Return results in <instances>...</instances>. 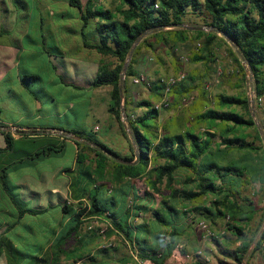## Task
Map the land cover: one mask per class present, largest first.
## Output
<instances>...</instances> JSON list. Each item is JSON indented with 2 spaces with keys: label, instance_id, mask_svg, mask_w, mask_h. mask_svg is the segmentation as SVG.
Returning <instances> with one entry per match:
<instances>
[{
  "label": "trees",
  "instance_id": "16d2710c",
  "mask_svg": "<svg viewBox=\"0 0 264 264\" xmlns=\"http://www.w3.org/2000/svg\"><path fill=\"white\" fill-rule=\"evenodd\" d=\"M68 3L81 13L84 47L104 57L92 86L112 88L108 111L122 133L132 136L138 153L133 149L131 155L123 156L102 143L95 133L68 132L77 138L74 140L75 166L63 171L70 177L72 202L67 200L60 206L63 221L59 229L49 231L40 243L43 237L31 225L24 224V220L42 217L48 209L30 207L22 196L23 187L12 181L11 174L29 166L30 162L60 153L65 140L46 145L35 154L24 152L16 156L12 132L1 129L6 147L0 148V228L5 227L0 234V257L5 255L7 264H77L82 260L89 264H109V248H99L96 255H91L90 244L98 238L93 227L86 235L82 234L86 224L100 218L108 223L106 232L100 231L104 239L117 235L132 246L133 254L144 264H164L175 251L178 253L182 234L178 227L180 220H190L189 216L195 214L214 225L229 218L227 234L220 236L215 232L219 238L212 237L221 253L232 261L224 259L219 264H250L247 258L260 250L264 229L253 247L255 240L247 235L245 226H249L255 213L239 202L240 192L232 183L245 175V170L236 165L234 150L257 149L254 142L242 138L246 134L239 132L255 127L261 136L249 98L219 93L213 101L201 89L199 100L192 108L194 112L187 120L177 118L160 126V112L150 100L136 104L131 101L128 82L139 76L134 65L143 49L156 51L159 45L173 53L193 34L201 48L192 55L191 62H214V47L222 42L228 46L244 79L246 72L252 75L256 96H264V0H159L158 8L157 0H121L117 11L93 0H87L86 4L83 0H68ZM189 15L202 23L186 28L189 24L185 18ZM109 57L115 62H107L105 58ZM126 64L128 69L124 75ZM27 78L41 80L39 75ZM151 84V91L160 96L165 88L164 80ZM194 88L186 78L172 87L170 93L175 94L178 105L184 94ZM236 107L245 113L237 112ZM135 108L144 111L137 114ZM17 132L21 134L20 140L36 141L31 136L37 133ZM217 136L220 141H216ZM86 149L93 151L95 158L91 159ZM131 179H145V184L158 194L162 192V185L169 192L162 198L160 207L142 203L134 206L136 218L146 213L151 215L150 221L129 222L130 208L124 218L116 211L120 204L118 195H127L124 188ZM139 193L135 198L138 201ZM205 197H214L209 206L197 204ZM193 222L194 217L190 220ZM20 227L26 232H19ZM71 240H76L81 247L68 249ZM236 243H240L239 247L231 248ZM47 244L50 245L48 252ZM195 257L191 264H209L201 255ZM128 259V263L137 264L133 255Z\"/></svg>",
  "mask_w": 264,
  "mask_h": 264
},
{
  "label": "rangeland",
  "instance_id": "374dc122",
  "mask_svg": "<svg viewBox=\"0 0 264 264\" xmlns=\"http://www.w3.org/2000/svg\"><path fill=\"white\" fill-rule=\"evenodd\" d=\"M93 2L102 4L113 11H117L121 5V0H93ZM83 3L86 4L87 0H83ZM61 13L65 15L63 19L60 18ZM75 13L79 12L76 8L69 6L68 0H0V45H17L20 42L21 47H19L16 71H9L7 81L0 84V108L3 110L1 121L10 126L7 127L8 131L15 135H19V133L15 129L11 130V126L12 123H19L17 127L42 128L45 133L38 134L47 137L54 136L58 140L62 138L66 141L60 153L36 160L30 167L11 174L13 182L27 184L32 189H34L33 185H36L35 192H44L46 205L51 203L48 193V190L51 189V176H58L57 181L59 182L64 181L65 178L60 172L64 169L73 168L75 163L76 148L70 142L73 138L68 132L77 130L92 132L94 126H99L100 130L96 131V137L109 148L123 155L124 149L131 145L129 137L132 136L130 134L125 136L121 129L119 131L118 122L108 112L110 87L95 88L91 85L79 88L70 84L68 76L61 74L62 78L59 74L58 70H60L65 58L67 60L77 58L78 53L74 49H78L79 40L82 41L79 34L80 26L77 25L75 17H70V15H76ZM53 21H58L56 27L52 25ZM185 22L189 24L186 28L197 27L202 23L199 18L192 15L187 16ZM24 23L27 25V30H25L27 35L23 34ZM69 23L70 26H68ZM205 29L209 31V28ZM194 38L191 34L190 39L178 46L173 53L158 45L156 51L143 49L137 57L134 70L139 76L145 75L150 82L154 83L159 79L166 80L171 76L185 75V80L187 78L191 87H195L191 92L184 94L178 105L175 103V94L169 93L167 95L170 105L158 110L160 112V126L166 123L170 124L177 118L187 120L194 112L192 108L195 102L199 100L201 89H205L209 94V99L213 101L219 93L249 98L248 79H244L243 72L231 57L228 46L219 42L214 47V62L205 63L202 61L196 64L191 62V57L194 53L199 52L198 49L201 48V44ZM69 40L76 43L70 42L71 45H69ZM88 53L91 52L88 50ZM92 54L97 55L94 56L96 60L100 58V55L95 54V52ZM105 60L111 63L115 62V59L110 57L105 58ZM16 73L18 76L15 75ZM248 73L246 72L247 75ZM33 74L39 75L41 80L27 78ZM128 84L131 101L135 104L141 100H150L155 108L165 98L164 90L160 91V96H156L151 91L152 89L146 85H136L133 78L129 79ZM235 109L239 113H245V110L240 107ZM143 111V108H135L137 114H141ZM258 129L261 132L260 138L255 127L244 128L239 132L240 135L242 133L248 135V137L244 135L242 138L246 137L248 141L254 142L257 149L252 147L236 148L233 152L236 165L245 170V175L243 178L234 179L232 183H235V187L240 192L239 202L248 209H253L255 213L249 226H245L247 235L255 240L253 247L264 229V141L262 140L264 129ZM216 141H220L219 136L216 137ZM47 144L46 138L35 142L17 140L14 155H20L21 151L24 150L34 152ZM0 146H5V139L2 135H0ZM86 154L91 159L96 156L93 151L88 149H86ZM131 154L132 152L129 151L125 155ZM69 181L63 186L66 190ZM145 181V179L139 181V187L141 191H144L142 195L145 196V192H150V195L145 196L146 199L147 197L152 198L149 205L154 208L160 207L162 198L167 196L169 192L162 185V192L158 194L149 188ZM34 191L27 193L30 196H35ZM118 198L120 199V206L123 207L126 203L125 196L118 195ZM131 199L134 200L135 197L129 198V201ZM213 199L214 197L208 200L202 199L197 204L203 205L207 202L209 206ZM67 200L72 202L70 196L65 198L64 203ZM37 202H40L39 199ZM146 202L148 203V199ZM30 206L34 205L30 204ZM192 215L189 216L190 220L193 219ZM48 219V221L51 220ZM143 219L150 221L151 215L147 214V216H143ZM196 220L198 218L194 217L195 222L192 225L194 229L196 228V233L201 234L202 242L192 240L193 248L190 249V252L196 255L198 250H202V257L211 264H219V261L224 259L232 262L221 253L220 247L214 240L207 237V233L197 226ZM141 221L139 219L137 223ZM203 221L213 232L219 234L222 231H225L226 234L228 232L226 226L229 218L223 221L219 220L216 225L208 220ZM91 226L98 234V238H95L90 244L91 255H96L99 248H104L110 243L113 246L106 248H109L113 254L118 253L120 255V253H124L123 251L129 252L128 245L121 238L114 237L109 240L103 238L100 231L108 226L107 221L100 218L92 219L90 223L84 226L82 234L86 235ZM43 241H45L44 237L41 238L40 243ZM70 245L71 247H79L76 240H71ZM239 245L240 243L233 244L231 248L235 249ZM194 250L196 251L194 252ZM251 259L252 257H249L247 261L250 263ZM188 261H192V259H188ZM259 261V264H262V259ZM181 263L183 264V261H180L179 264ZM82 264H89V261H83Z\"/></svg>",
  "mask_w": 264,
  "mask_h": 264
},
{
  "label": "crops",
  "instance_id": "0c3cea01",
  "mask_svg": "<svg viewBox=\"0 0 264 264\" xmlns=\"http://www.w3.org/2000/svg\"><path fill=\"white\" fill-rule=\"evenodd\" d=\"M64 17H65V15L61 13L60 18L63 19ZM70 17L71 18H74V17L76 18L77 25L80 26L79 34L81 35L82 27H83V24H82V21H81V13L79 12L76 15H70ZM57 23H58V21H53L52 25L54 27H56ZM70 25L71 24L69 23L68 26H70ZM26 27H27V25H26V23H24L23 27H22V30L24 31L23 32L24 35L28 34L27 31L25 32V30H27ZM0 37H1V34H0ZM81 39H82V35H81ZM70 42L76 43L75 41L69 40L68 41L69 45H71ZM79 42H80L79 48L78 49H74V51H76V53H78L77 54V58H72V60H67L65 58L62 61V64L60 66V70H58V71H59V74H60V76L62 78H63V76L61 74H65L66 77L68 76V78L70 79L69 80L70 84H73V85H75L76 87H79V88H83V87H88V86L92 85V83H93V81L95 79V76H96V74L98 72L100 63L103 60V57L100 54H98L96 51L89 50V49L85 48L84 45H83V39H82V41L79 40ZM19 43L17 45L16 44L15 45H6V46L0 45V84L7 81V78L9 76V71H13V70H15V68L18 67L19 52H20V48H21ZM88 50L91 53H88ZM93 52H95V54L100 55V58L98 60H96L94 58V56H97V55H93L92 54ZM15 75L18 76V73H16ZM33 75H35V74H33ZM111 90H112V88L108 91L109 95H110ZM110 100H111V95H110ZM108 109H109V107H108ZM2 112H3V110H2V108H0V130L1 129L8 130L7 127H10V126H7L4 122L1 121ZM12 124L13 125L11 126L12 127L11 130L15 129L16 131H23L24 133L25 132L26 133L31 132L32 134L33 133H37V134H34L33 136H31L32 139H36V141H38V140H41V139L44 140L46 138V140L48 141L47 145H52L55 142L57 144L62 142V138L60 140H58L57 137H47V136H43L41 134H38V133H42V132L45 133L44 129H42V128L30 127V126L17 127V124L19 125V123H12ZM2 127H4V128H2ZM97 127H99V126H94V129L92 131V133H95V135L97 134L96 131L100 130V127H99L98 130H96ZM118 130L120 131L119 124H118ZM12 134H13V136H14L16 141L20 140L21 134L15 135L13 132H12ZM0 135L3 136L1 131H0ZM76 139L77 138H73V140H70V142L76 148V155H77V145H76V143L74 141ZM129 139L131 140V145L124 149V154H123L124 156H126L125 154L126 153L128 154L129 151L132 152L133 149H135V151L137 150V147L135 146L132 137H129ZM65 142L66 141H64V144H65ZM5 147H6V142H5V146H0V148H5ZM41 149L42 148H38L34 152H29V151H25L24 150V151H21L20 155H23L24 152L25 153L27 152V153L35 154L36 152L40 151ZM0 156H1V154H0ZM34 163L35 162H30L29 166H27V167H30ZM74 166H75V163L73 165V168H74ZM27 167H24L22 169H25ZM18 171H16V172H18ZM63 171L64 170H62L60 173L65 178L64 181L59 182V181H57L58 176H55V175L51 176V178H52V180H51V189L48 190L49 198L51 200V203L49 205L45 204L46 201H45L44 192H40V191L39 192L38 191L35 192L34 191V189L35 190L37 189L36 185L35 186L33 185L34 189H32V187L28 186L27 184H23L21 182L17 183L18 185H21L23 187L22 190H21V193H22V196L24 197V199L29 204V206H30V204L34 205V206H30V207H37V208L40 207L42 209H48L47 213L44 214L42 217H38V218L27 217L24 220V224L31 225L33 227V231H35L38 235L40 234L41 237H44L45 234L47 235L49 233V231H52L53 229H55V227H57L59 229L60 222L63 221V216H62V213L60 211V206H62L64 204L65 198L67 199L69 196L71 197L70 190H69V185L67 187V190H66L65 187H63L65 184L68 183L70 177L66 173H64ZM143 180L144 179H142V180L131 179V181H128L127 185L124 188L125 189L124 192L127 193V195L125 196L124 193H122V195H121V196H125L126 203L124 204L123 207L120 206V204H119V206L116 208V211L118 212L119 216L123 217V218L125 217L124 216L125 211L128 208H130V215L128 216V221L129 222L137 223V221L139 219H141L142 221L144 220L142 218L143 216L144 217L147 216L146 213H143L142 214L143 216L141 218H136L134 216V213L136 212L134 206L136 204L142 203L143 205H147L149 207H153V206L149 205V202L151 201V198L147 197V199H148V203H147L146 202L147 199L145 198L146 195L145 194H144L145 196L142 195L143 194L142 192H144V191H141V189L139 187L140 186L139 181L141 182ZM69 183H70V181H69ZM190 188H193V186H190ZM30 191H34V195L35 196H30L27 193V192L30 193ZM138 193L141 196L139 198L140 200L138 201V200L134 199L133 203L131 204L130 201H129V198H131V197H135L136 198ZM131 194H134V195H131ZM210 198L211 197H205V198H203V200H208ZM37 199H39L40 202H37ZM203 205H207V202H206V204H203ZM192 216L195 217L196 215L193 214ZM48 218H50L51 220L48 221L49 220ZM203 220L204 219H202V218H198V220H196L197 226H199L201 222H204ZM68 221H69V219H67L65 221V223L68 222ZM179 226L181 228L182 234L179 236L180 243L177 245L178 253L175 251L174 254L170 255L167 258V260L164 262V264H179L180 261H183V264H191V263L195 262V259H196L195 256L197 254L194 255L195 253L192 254L190 252V249L193 248L192 247L193 246L192 240L201 243L202 242V236H201V234L199 235V234L196 233V228L195 229L193 228V225H192V223H190V220H187V219L186 220H180V223L178 224V227ZM4 230H5V227L0 228V234ZM18 231L19 232H26L22 227H20L18 229ZM204 232H206V231H204ZM114 237L117 238L119 236L114 235L111 238H114ZM111 238H109V239H111ZM86 242H87V239H85L84 242L82 243L83 247H85ZM164 242L165 241H163L161 243L163 244ZM70 243L71 242H69V244H68V249H70V250L73 249L74 250L75 248H77V247H71ZM125 243L128 245L127 248H129L128 250H129L130 253L127 252V251H123L124 253H120V255H118V253H115V254L110 253L109 264H133V263L136 264L135 262L128 263V262H130L128 257H129V255H132L134 250H133L132 246H130L128 244V242H125ZM78 246L81 247L80 244ZM87 247L89 248V246H87ZM87 247L83 248V249H85V251H86ZM49 249H50V245L47 244L46 245L47 252H48ZM184 251H186V255L183 254ZM195 251L196 250H194V252ZM198 252H202V250H198ZM180 254H182V256L179 257ZM189 255H191V256L188 257ZM102 258H103L102 256H99L100 260H102ZM188 259H190V260L192 259V261H188ZM259 259L261 260L262 257L260 255V252L258 251L257 253L254 254V256H252V259L250 260V264H259L260 263ZM252 260H254V261H252ZM83 261H85V260H82V261H80L77 264H82ZM206 261H208V260H206ZM176 262H178V263H176ZM0 264H7V258H6L5 255L0 257ZM209 264H211V263H209Z\"/></svg>",
  "mask_w": 264,
  "mask_h": 264
},
{
  "label": "built area",
  "instance_id": "2783aa9c",
  "mask_svg": "<svg viewBox=\"0 0 264 264\" xmlns=\"http://www.w3.org/2000/svg\"><path fill=\"white\" fill-rule=\"evenodd\" d=\"M158 4L156 5V7H159V0H157ZM185 79V75H179V76H171L168 79L164 80L165 83V88H164V95L165 98L164 100L156 105L155 109L160 110L162 108L168 107L169 101L167 98V95L171 92L172 87H174L177 83L183 81ZM247 79H248V90H249V99H250V103L253 109V116L255 119V123L257 125L258 128H263L264 129V96L262 97H257L254 87H253V79H252V75L250 73H248L247 75ZM133 82L136 85H146L148 88L152 87L151 82L148 80V78H146L145 75H140L138 77H135L133 79ZM252 103L254 104V107L252 105ZM99 127L96 128V130H98ZM264 132V130H263ZM262 137L264 140V133H262ZM130 203H133V199L130 200ZM204 231H206V235L207 237H217L219 238V235L217 236V234L215 232H213L212 230L209 229L208 225L206 224V222H201L199 225ZM92 227H89V229H91ZM107 230V227L105 229L101 230V233L104 234ZM225 234V231H222L220 233V236ZM113 246L112 243L107 244L106 247H111ZM260 255L262 257V264H264V241L260 247ZM197 254H201V252H198ZM134 260L137 262V264H144L142 261L139 260L138 256L136 253H132ZM191 255H189L188 257H190ZM159 257H161V255H159Z\"/></svg>",
  "mask_w": 264,
  "mask_h": 264
},
{
  "label": "water",
  "instance_id": "95a60500",
  "mask_svg": "<svg viewBox=\"0 0 264 264\" xmlns=\"http://www.w3.org/2000/svg\"><path fill=\"white\" fill-rule=\"evenodd\" d=\"M127 69H128V64H126V67H125V70H124V75L126 74ZM252 105L254 107V104L253 103H252ZM136 153H138V148L136 150ZM137 159H138V157H137Z\"/></svg>",
  "mask_w": 264,
  "mask_h": 264
}]
</instances>
